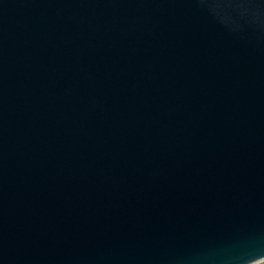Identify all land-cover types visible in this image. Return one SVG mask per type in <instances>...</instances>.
<instances>
[{"label":"water","instance_id":"95a60500","mask_svg":"<svg viewBox=\"0 0 264 264\" xmlns=\"http://www.w3.org/2000/svg\"><path fill=\"white\" fill-rule=\"evenodd\" d=\"M264 259V0H0V264Z\"/></svg>","mask_w":264,"mask_h":264},{"label":"rangeland","instance_id":"374dc122","mask_svg":"<svg viewBox=\"0 0 264 264\" xmlns=\"http://www.w3.org/2000/svg\"><path fill=\"white\" fill-rule=\"evenodd\" d=\"M252 264H264V259H261V260L255 262V263H252Z\"/></svg>","mask_w":264,"mask_h":264}]
</instances>
